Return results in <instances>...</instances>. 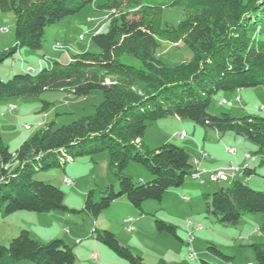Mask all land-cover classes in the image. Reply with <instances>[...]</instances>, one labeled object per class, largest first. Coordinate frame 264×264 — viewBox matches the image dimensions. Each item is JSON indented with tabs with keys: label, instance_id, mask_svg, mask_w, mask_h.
Masks as SVG:
<instances>
[{
	"label": "trees",
	"instance_id": "1",
	"mask_svg": "<svg viewBox=\"0 0 264 264\" xmlns=\"http://www.w3.org/2000/svg\"><path fill=\"white\" fill-rule=\"evenodd\" d=\"M95 0H0L2 11L16 15L15 43L0 49V64L20 48L41 50L48 26L81 11ZM184 9L176 23L164 20L167 10ZM110 13L106 30L94 33L99 52L85 50L66 62L53 58L36 72L0 78V101L9 104L19 97H39L47 90H65L84 97L98 89L103 101L95 113L53 128L50 123L29 136L12 151L2 138L0 126V212L84 211L95 218L111 204L126 197L139 210L147 199L161 201L165 191L180 187L193 170L190 153L173 143L154 149L144 143L149 123L177 116L218 130L241 134L259 145L264 162V116L229 113L213 115L208 109L219 91L264 87V0H105L97 6ZM160 40L183 42L192 51L190 60L168 65L158 57ZM129 54L141 66L122 61ZM47 103L45 102V105ZM77 150V152H76ZM107 150L119 178V189L107 184L96 197L91 189L82 209L68 207L65 192L52 183L34 178L38 169L61 164L68 157ZM138 162L154 176L137 182L124 169ZM38 166V169L36 167ZM256 167H246L244 179L206 192L203 198L215 221L238 224L247 214L264 215V192L247 179ZM158 231L175 236L176 225L156 219ZM264 231V223H263ZM95 238L130 264H147L121 244L116 234L95 227ZM257 264H264V242L251 244ZM209 249L228 264L234 259L212 244ZM74 264L73 248L63 239L41 243L27 228L0 244V264ZM161 264H165L161 261ZM200 264H210L201 259Z\"/></svg>",
	"mask_w": 264,
	"mask_h": 264
},
{
	"label": "rangeland",
	"instance_id": "2",
	"mask_svg": "<svg viewBox=\"0 0 264 264\" xmlns=\"http://www.w3.org/2000/svg\"><path fill=\"white\" fill-rule=\"evenodd\" d=\"M105 0H95L86 5L81 11L62 19L60 22L48 26L44 35V46L41 50L20 48L13 56L7 57L0 64V78L8 80L14 74L28 72L26 66L38 67L43 56L52 60L56 54H61V60L66 62L72 54L91 50L99 52L100 48L93 43L92 35L106 30L109 25L110 13L99 11L97 6ZM184 9L167 10L164 20L176 23L184 17ZM16 15L13 11L0 9V44L6 48L15 43ZM80 34L84 39H80ZM57 42L63 47L57 46ZM158 57L168 65H176L188 61L192 51L183 42L177 44L160 40ZM58 47V48H57ZM60 47V48H59ZM47 53L42 55V53ZM51 56H49V55ZM40 56V57H39ZM39 57V58H38ZM14 58L19 59L16 63ZM56 58V57H55ZM24 61V68L21 62ZM122 61L141 66V61L135 56L124 54ZM38 68L36 71H38ZM241 101H235L236 91H219L212 97L208 111L213 115L229 113L234 117L247 114L262 115L264 110V87H244L239 90ZM104 99L101 90H94L84 97H75L65 90H47L39 97H19L12 102L16 108L8 111L9 103L0 101V126L3 141L13 151L33 133L46 128L52 123L53 128L68 124L83 116L95 113L96 105ZM222 99L232 100L233 103L222 104ZM45 102L47 103L45 105ZM30 125L31 129H26ZM185 136H181V132ZM144 143L151 149L164 143H173L186 148L191 160L200 157L201 150L207 151L213 157L216 167L204 168L212 170L226 166L230 162L244 166H256V173L252 174L253 181H247L251 187L264 192V162L261 163L259 145L253 140L232 131L224 133L206 128L191 119L170 116L149 123L144 135ZM228 149L236 152L231 153ZM77 152V150H76ZM73 154L61 164L48 169L36 167L34 178L59 186L65 192V204L74 209H82L88 192L95 190L96 197L107 184H115L119 189V178L110 164L107 150L97 153L79 155ZM249 153L254 160H247L245 154ZM193 171V170H192ZM124 173L131 175L137 182H147L153 175L142 164L131 161L124 169ZM68 177L73 184L66 185L64 178ZM206 182L187 176L180 187H172L165 191L161 201L147 199L142 210L133 206L124 197L115 200L110 207L99 214L97 218L84 211L63 212H35L20 210L8 215L0 212V244L8 243L10 234H19L23 227L30 230V235L41 243H48L53 239H64L73 248L75 253L74 264H130L118 256L108 246L98 241L94 234L95 227L107 229L116 234L121 244L127 246L134 254L143 258L147 264H200L204 259L210 264H228L209 249L214 244L224 253L232 256L229 264H257L255 252L251 247L254 242H264V215L262 218L244 216L235 225H225L215 221L207 210L203 194L213 192L221 186H227L231 181H210V175L204 174ZM251 177V176H250ZM262 188V189H261ZM189 196V200L184 196ZM134 219L135 229L130 230L125 220ZM163 219L176 225V233L158 231L156 219ZM192 220L194 224H189ZM202 229H197L198 224ZM190 232L193 239L190 237ZM189 247L197 254V261L189 258ZM97 252L99 258L94 260L92 254ZM18 264H35L29 260H21Z\"/></svg>",
	"mask_w": 264,
	"mask_h": 264
},
{
	"label": "built area",
	"instance_id": "3",
	"mask_svg": "<svg viewBox=\"0 0 264 264\" xmlns=\"http://www.w3.org/2000/svg\"><path fill=\"white\" fill-rule=\"evenodd\" d=\"M82 36H84V35L81 34L79 37L81 38ZM57 46L63 47V45L61 43H59V42H57ZM13 60L16 63L19 59L14 58ZM21 66L24 68V61L21 62ZM44 66H47V65H38V67L26 66L24 69L36 71L38 68H43ZM239 90L240 89L236 90L237 95L235 96V101H238V102L241 101V96L239 94ZM220 103H222V104H230L231 105L233 103V101L232 100L228 101L226 99H222L220 101ZM15 108H16V104L15 103H11V104H9L8 110L11 112ZM260 109H264V106H261ZM25 127H27V125ZM180 135L181 136H185L186 133L183 131V132H181ZM228 151L231 152V153H235L236 152L233 149H228ZM208 155L209 154H208L207 151L201 150V152H200V157L201 158H206V157H208ZM200 157L193 158L192 163H193L194 167H193V171H192L190 176L193 179H200V183L201 184H204L206 182V178L203 177L204 174L210 175V181H212V182H215V181H233L234 179H238V178L244 179V178H246L245 169H246V167L250 166L248 164H246L244 166H240V165L234 164L233 162H230L226 166H223V167H220V168H215V169H212V170H206V169L201 167V163H200L201 158ZM245 157H246L247 160H254L255 159L249 153H246ZM64 183L66 185H71V184H73V181L70 178L65 177L64 178ZM184 198L189 200V196L185 195ZM133 220L134 219L131 218V219L125 221L126 224L128 225V228L130 230H134L135 229V225L133 224ZM189 224H194V222L192 220H189ZM197 229L198 230L202 229V224L199 223L197 225ZM190 237H191V239H193V235H192L191 232H190ZM189 252H190V254H189L190 260L192 262L197 261V259H198L197 254L193 251V249L191 247H189ZM98 256L99 255H98L97 252H94L92 254V258L94 260H97ZM248 264H252V263H248Z\"/></svg>",
	"mask_w": 264,
	"mask_h": 264
},
{
	"label": "crops",
	"instance_id": "4",
	"mask_svg": "<svg viewBox=\"0 0 264 264\" xmlns=\"http://www.w3.org/2000/svg\"><path fill=\"white\" fill-rule=\"evenodd\" d=\"M7 46H5V44H0V49H5ZM46 55L47 53H42V55ZM49 55V54H48ZM49 56H51V55H49ZM40 57V56H39ZM38 57V58H39ZM52 57V56H51ZM54 58L56 57V58H60L61 59V54L59 53V54H56L55 56H53ZM29 66V65H28ZM9 111V110H8ZM10 112V111H9ZM12 112V111H11ZM13 151V150H12ZM199 157V156H198ZM201 158V157H200ZM71 161H74L73 159H71ZM200 163H201V167L202 168H209V169H211V168H214V167H216V165H215V163H214V159H213V157L212 156H210V155H208V157H206V158H201V161H200ZM252 167H256V166H252ZM247 181H253L254 183H256V181H254V179H253V177L251 176L250 178H248L247 179ZM113 185H115L114 183H113ZM262 189V188H261ZM122 198H124V197H121V198H119L118 200H123ZM63 212H71V211H63ZM246 216H249L248 214L246 215ZM250 216H253V217H249V218H262V217H260V215H257V214H253V215H250ZM131 219V218H130ZM263 219V218H262ZM133 223H134V220H133ZM23 228H27V227H23ZM22 228V229H23ZM28 229V228H27ZM29 230V229H28ZM30 231V230H29ZM14 235L15 234H10L8 237V241H9V239H11L12 237H14ZM36 239V238H35ZM64 240V239H63ZM39 241V240H38ZM65 241V240H64ZM99 255V254H98ZM98 258H99V256H98ZM248 263H252V261H248L247 262V264Z\"/></svg>",
	"mask_w": 264,
	"mask_h": 264
},
{
	"label": "bare ground",
	"instance_id": "5",
	"mask_svg": "<svg viewBox=\"0 0 264 264\" xmlns=\"http://www.w3.org/2000/svg\"><path fill=\"white\" fill-rule=\"evenodd\" d=\"M80 39H84V36H82ZM57 48H58V47H57ZM59 48H60V47H59ZM50 63H51L50 58L47 57V56H43V57L41 58V60H40L39 65H49ZM40 69H42V68H40ZM40 69H39V70H40ZM27 71H28V72H36V71H34V70H28V69H27ZM263 110H264V109H263ZM26 129H31L30 125H27ZM198 180H200V179H198ZM129 219H130V218L126 219L125 221H127V220H129Z\"/></svg>",
	"mask_w": 264,
	"mask_h": 264
}]
</instances>
